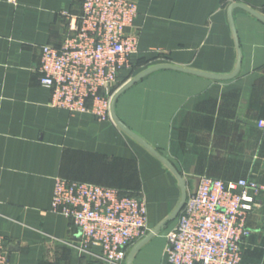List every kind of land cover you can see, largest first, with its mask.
<instances>
[{
  "label": "crops",
  "instance_id": "0c3cea01",
  "mask_svg": "<svg viewBox=\"0 0 264 264\" xmlns=\"http://www.w3.org/2000/svg\"><path fill=\"white\" fill-rule=\"evenodd\" d=\"M135 1L138 50L110 90L157 65L227 78L154 69L118 93L114 114L123 129L113 119L51 107L40 84L41 46L61 44L81 0H0V234L10 261L91 259L76 247L78 230L50 211L56 177L143 199L149 234L181 200L176 171L186 195L201 176L263 186L242 261L264 264V128L257 125L264 120V21L240 7L232 25L228 15L241 3L264 17V0ZM175 221L141 244L131 264H170L164 249Z\"/></svg>",
  "mask_w": 264,
  "mask_h": 264
},
{
  "label": "built area",
  "instance_id": "2783aa9c",
  "mask_svg": "<svg viewBox=\"0 0 264 264\" xmlns=\"http://www.w3.org/2000/svg\"><path fill=\"white\" fill-rule=\"evenodd\" d=\"M136 16L135 0H81L61 44L41 46L40 84L49 90L51 107L71 114L90 112L99 121L112 119L115 92L110 88L131 68L138 50ZM257 125L264 128V120ZM262 190L254 179L201 176L166 235L167 261L247 264L242 244ZM50 211L78 230L80 249L91 255L84 264H125L129 248L148 234L145 201L114 187L56 177ZM0 264H13L2 234Z\"/></svg>",
  "mask_w": 264,
  "mask_h": 264
},
{
  "label": "water",
  "instance_id": "95a60500",
  "mask_svg": "<svg viewBox=\"0 0 264 264\" xmlns=\"http://www.w3.org/2000/svg\"><path fill=\"white\" fill-rule=\"evenodd\" d=\"M236 7H240V8H243L244 10L248 11L249 13L253 14L254 16L260 18L261 20L264 21V17L260 14H258L256 11H254L253 9L241 4V3H233L229 6L228 8V15H229V19H230V23L232 25V10ZM240 63V55H239V58H238V65ZM162 67H171L173 69H180V70H185V71H191V72H194L196 74H200V75H204V76H210V77H213V78H227V77H219V76H214V75H209V74H206V73H203V72H197V71H193V70H189V69H185V68H180V67H177V66H166V65H157V66H153L147 70H144L143 72L139 73L137 76H135L132 80H130L129 82H127L124 86H121L119 89H117L115 91V93L113 94L112 98H111V105H110V111H111V118L119 125L121 126L123 129L126 127L123 126V124H121L115 117V114H114V102H115V99L118 95V93L123 90L124 88H126L128 85H130L131 83H133L134 81H136L138 78L142 77L143 75L149 73L150 71L154 70V69H158V68H162ZM228 77H231V76H228ZM170 168L172 170H174L171 166ZM178 181H179V185L182 189V196H181V200L178 204V206L174 209V211L166 218V220H164L163 223L169 221V220H172L174 218L177 217V214L179 213V211L181 210L182 206L184 205V202H185V199H186V191H185V185H184V181L182 179V177L176 172L174 171ZM163 223L161 225H159L158 227H156L154 230H152L145 238H143L142 240H140L136 246L133 248V250L128 254L127 256V259H126V263L125 264H131V259L136 251V249L141 245L143 244L145 241H147L149 238H151L153 235H155L156 233H158L160 227L163 225Z\"/></svg>",
  "mask_w": 264,
  "mask_h": 264
},
{
  "label": "rangeland",
  "instance_id": "374dc122",
  "mask_svg": "<svg viewBox=\"0 0 264 264\" xmlns=\"http://www.w3.org/2000/svg\"><path fill=\"white\" fill-rule=\"evenodd\" d=\"M49 237V239H53L54 240V238L53 237H51V236H48ZM76 247L77 248H80V241L78 242V244L76 245ZM46 249L48 250V249H51V247H46ZM83 251V250H82ZM84 253H85V251H84ZM49 259V258H48Z\"/></svg>",
  "mask_w": 264,
  "mask_h": 264
}]
</instances>
